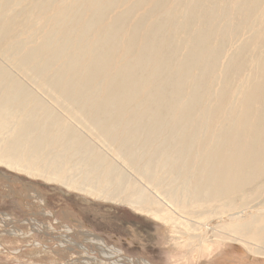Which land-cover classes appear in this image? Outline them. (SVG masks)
Instances as JSON below:
<instances>
[{
	"label": "bare ground",
	"instance_id": "bare-ground-1",
	"mask_svg": "<svg viewBox=\"0 0 264 264\" xmlns=\"http://www.w3.org/2000/svg\"><path fill=\"white\" fill-rule=\"evenodd\" d=\"M0 50L37 77L50 98L59 94L58 106L76 120L84 117L89 130L115 144L129 167L147 174L146 187L166 183L163 178L152 183L160 171L172 174V183H185L178 200V189L153 199L139 188L141 201L134 203L149 206L164 224L192 221L182 213L189 206L186 194L191 203L237 206L246 193L258 197L264 191V0H0ZM4 69L0 65V131L12 133L7 148L20 147L26 158L31 147L65 148L77 139L75 150L103 157L72 119L59 113L60 106L54 110L49 99L34 94L37 89L26 87L27 93ZM110 164V170L119 169ZM61 177L59 171L56 179ZM90 187L95 193L97 187ZM29 194L37 205L28 201L26 208L34 216L41 211L55 219L40 192ZM229 210L213 221L244 218L255 209ZM34 216L27 219L32 231L47 233L48 225ZM5 217L0 216V228L17 234L16 220ZM197 218V224L213 226ZM54 221L64 232L50 233L53 238L71 250H85L90 263H144L126 256L124 261L83 225ZM252 226L230 230L239 238L253 237L241 239L253 247L264 231L259 227L252 235Z\"/></svg>",
	"mask_w": 264,
	"mask_h": 264
},
{
	"label": "rangeland",
	"instance_id": "rangeland-1",
	"mask_svg": "<svg viewBox=\"0 0 264 264\" xmlns=\"http://www.w3.org/2000/svg\"><path fill=\"white\" fill-rule=\"evenodd\" d=\"M148 6L150 5L147 4L146 7ZM0 65L5 68L4 70L12 71L9 75L11 80L22 85L25 91L27 88L32 91L37 89L39 92L34 91L36 96L40 95L39 98L53 100L49 92L42 91L44 86L41 85L39 88L37 77L33 79L28 70L18 68L16 59L1 50ZM0 77L4 79V75ZM11 84L15 85L13 82ZM58 97L59 94L54 100L63 102ZM49 100L48 102H52L50 107L54 110L60 106L54 100ZM57 110L61 112V115L72 119L71 123L81 131L82 136L85 137L84 140L95 145L98 154L103 157L99 159L94 154V158L92 153L75 150L78 142L76 139L75 143H65L67 145L65 148L63 146L56 148L54 145L47 144L31 147L26 152V158H21L20 147L10 149L6 147L12 141V133L7 130L0 131V216L8 215L10 221L16 220V227L19 230L17 234L12 235L0 228V264H97V262L88 261V253L85 250H71L53 238L54 235L50 233L64 232L61 229L62 224L54 220L68 222L75 228L85 226L103 237L110 247L117 249L119 253L113 252L115 255L122 259L126 256L132 261L140 259L144 262L140 264H264V239L256 236L254 240L256 245L251 247L246 240H241L244 237L239 238L241 235L231 231H235V228L243 229L248 222L253 225L252 235L258 234L259 227L264 231V217L253 219L255 215L264 216V203H262L264 191L258 197H251L249 193H246L245 195L248 196H245L241 201L242 204L237 206L226 201L191 203V198L186 194L184 196L189 206L182 213L186 212L184 215L189 216L192 221L189 223L185 221L182 225L170 224V222L164 224V221H159L153 213L147 211L149 206L146 208L141 202L134 203L136 199L141 201L140 194H137L139 188L147 191L146 194L153 196V199L155 196L159 198L158 192L160 196L168 197L167 195L171 196L173 193L172 188L178 189V196H175L178 200L180 190L185 189V183L179 180L172 183V174L160 171L157 177L153 178L152 183L158 184L162 178L166 183L158 187L153 186L155 190L152 189V185L146 187L147 174L143 171H134L129 167L119 155L120 151L117 154L115 144L110 146L111 141L98 135L96 130L91 131L89 126H85L84 117L76 120L69 114L67 108L61 107V111ZM81 121L85 122L84 125ZM173 152L177 153L175 149ZM111 162H115L119 169L110 170ZM59 171L62 173V180L56 179ZM78 182H81L79 189L74 187ZM170 184L171 187H169ZM90 185L97 187L94 190L95 193ZM13 186L18 191V195L15 191L13 192ZM30 190L40 192L42 198L46 200V207L55 212V219L43 215L41 211H39L40 215L34 216L32 209L26 208L29 202L35 200L34 197L29 196ZM35 204L37 205L36 202ZM226 207L230 208V213L244 210V208L255 210L245 213L244 218L220 220V223L219 220L218 223L213 221L222 218L218 214L228 215ZM32 208L37 210L36 206ZM174 215L179 216L176 212ZM33 216L39 224L46 223L48 228L55 229L53 231L48 229V234L33 232L31 224L27 223V219ZM200 216L205 223L213 222V226L208 229L209 225L197 224L195 221ZM204 231L206 236L201 235ZM244 239L253 240L254 238ZM120 252L124 255L120 256ZM124 261L127 260L124 259Z\"/></svg>",
	"mask_w": 264,
	"mask_h": 264
}]
</instances>
